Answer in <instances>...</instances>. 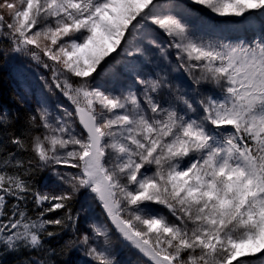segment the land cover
Returning a JSON list of instances; mask_svg holds the SVG:
<instances>
[{
  "label": "snow or ice",
  "instance_id": "1",
  "mask_svg": "<svg viewBox=\"0 0 264 264\" xmlns=\"http://www.w3.org/2000/svg\"><path fill=\"white\" fill-rule=\"evenodd\" d=\"M211 18L239 23L252 39L206 41L203 34L218 27ZM157 28L169 44L158 42ZM0 37L50 71L51 84L40 77L44 90L53 93L55 85L75 106L57 102L62 115H53L41 93L40 123L37 115L27 122L43 131L24 133L30 144L5 133L16 152L30 151L40 169L51 168L53 191L28 179L30 158H0V258L51 254L44 239L75 231L80 213L70 202L84 191L109 223H92L91 236L65 244L86 247L93 264H118L110 250L113 228L136 253L119 264H264V0H0ZM121 46L120 58L107 63ZM153 48L165 61L175 49L192 85L210 83L218 94L195 104L187 95L157 100L155 93L171 87L166 77H141ZM124 78L142 91L108 90ZM197 106L202 115L192 118ZM12 122L0 111V128ZM29 203L41 209L34 218ZM101 237L103 247L90 244ZM19 264L49 262L30 255Z\"/></svg>",
  "mask_w": 264,
  "mask_h": 264
},
{
  "label": "rangeland",
  "instance_id": "2",
  "mask_svg": "<svg viewBox=\"0 0 264 264\" xmlns=\"http://www.w3.org/2000/svg\"><path fill=\"white\" fill-rule=\"evenodd\" d=\"M176 3H183L184 0H175ZM193 9H197L196 5H191ZM201 15H208L204 12L203 9H198ZM218 27L213 32H205L203 34V38L207 40H211L216 43H235L240 39L250 40L252 39L251 31H245L244 26L239 23L226 24L222 22L220 18H211ZM220 22V23H218ZM155 27V26H153ZM220 29L222 30V34L217 37V34L220 33ZM159 32L157 37L158 42L167 45L170 43L169 37H167L162 31L158 28L156 29ZM6 31V29H5ZM200 35V33H197ZM8 41V40H7ZM123 44V41H122ZM6 52L7 58V68H8V76L13 87L15 95L18 99L35 115L36 109L40 107L38 104V99L41 97V93L44 96H47L50 111L53 115L61 114L62 112H58L57 102L59 104L69 108L74 111V105L62 95V93L55 88V85H52L53 93H48L44 90L43 81H41L40 77L43 76L48 79V82L51 84V73L48 69H45L43 66L37 64L35 61L31 59V57L23 52H14L12 51V44L8 41L4 48ZM122 51L121 48L117 49V52L111 54L109 58H106L107 63H113L115 60L119 59V53ZM153 54L151 57V64L146 66L142 73L141 77L143 79H156L159 77H166L165 84L170 85L171 93L168 88H164L160 90L158 93H155V97L157 100L164 98L165 100L173 98L175 95H187L195 104L202 95L212 93L218 94L214 91L213 85L210 83H202L199 86L192 85L191 78L188 73L185 72L184 68L181 66V61L177 58L176 50L170 49L167 51L168 60L160 56L157 49L153 48L150 50ZM45 61H47L46 57H43ZM51 63V61H47ZM198 74V73H197ZM73 84H76L80 81V78L72 77ZM93 86H95V82L93 81ZM195 88V91L193 90ZM113 92L114 95H120L121 93L127 92H135L140 93L142 91V87L138 84H135L132 79L124 78L118 82L114 86H110L108 89ZM163 107H167L166 104H162ZM178 109L183 111V105H178ZM97 111H99V106L97 105ZM149 115H151L149 113ZM202 115V111L197 106L196 113H189V116L192 118H196L197 116ZM38 122L39 117L37 115ZM76 127L80 130V126L77 122ZM43 131L40 128L39 133ZM38 133V134H39ZM190 161L186 160L184 163L187 164ZM45 170V178L42 183L41 189L45 190V185L49 186V191H53L51 188V168L44 169ZM60 171L67 172H76L77 169L71 167H60ZM154 170V169H153ZM58 191V190H57ZM86 192L81 191L77 195L78 199V207L77 211L80 213L81 219V233L87 232L89 236L92 235V232L88 225L92 223H109L106 214L103 213L101 206L94 200H85ZM155 212L162 213L168 217L170 221L174 220V217L169 215L167 209L158 206V205H150ZM83 209V210H82ZM109 227L111 225L109 224ZM110 241H111V253L112 256L118 262L124 261L128 256H132L133 259L136 258V253L130 251V249L123 246L122 241L118 237L115 229L113 228L110 233ZM103 237L100 238L99 241H90L91 243H97V246L103 247ZM86 247L76 245L75 250L72 255V264H93V261L85 255Z\"/></svg>",
  "mask_w": 264,
  "mask_h": 264
},
{
  "label": "trees",
  "instance_id": "3",
  "mask_svg": "<svg viewBox=\"0 0 264 264\" xmlns=\"http://www.w3.org/2000/svg\"><path fill=\"white\" fill-rule=\"evenodd\" d=\"M7 39L0 37V111L7 110L9 116L13 118V122L7 126V128H0V158L6 156L8 153H15L17 157L22 159H31L33 161L31 168L32 171L28 177L33 182L34 187L38 188L42 191L41 186L45 178V170L40 169L37 164V158L30 151L27 152H16V149L10 143H7L10 140L11 135L14 134L16 136H20L22 139H26L30 144V136H25L24 133L31 132V134H38L40 128H32L28 124V118L30 116H34L35 114L30 111L15 95L11 82L8 76V68H7V58L6 52L4 50L5 45L7 43ZM36 123L39 124L38 118ZM9 172L13 171V169L9 168ZM23 171V170H20ZM11 203V201H9ZM70 206L73 210V214H75L78 207V199L75 198L70 202ZM48 207V205H45ZM28 215L31 217H35L41 209L35 208L33 203H29L27 205ZM7 210V209H6ZM63 214V210L56 211L50 213L46 218L47 219H55L58 216ZM48 231H60V229L56 227H49ZM81 233V219L79 215V221L75 231L73 232L71 229L62 231L59 236L52 237L50 239H44L43 243L45 246L50 247L54 251L51 254L46 252H33L29 253L27 251H20L17 253H12L3 256L2 262L3 264H19L22 258L27 256H37L42 257L45 261H48L49 264H72V255L75 250L76 245L66 246L65 242L69 240L78 241Z\"/></svg>",
  "mask_w": 264,
  "mask_h": 264
},
{
  "label": "bare ground",
  "instance_id": "4",
  "mask_svg": "<svg viewBox=\"0 0 264 264\" xmlns=\"http://www.w3.org/2000/svg\"><path fill=\"white\" fill-rule=\"evenodd\" d=\"M218 23H220V22H218ZM220 34H222V30H221V29H220V33L217 34V37H218Z\"/></svg>",
  "mask_w": 264,
  "mask_h": 264
},
{
  "label": "water",
  "instance_id": "5",
  "mask_svg": "<svg viewBox=\"0 0 264 264\" xmlns=\"http://www.w3.org/2000/svg\"><path fill=\"white\" fill-rule=\"evenodd\" d=\"M75 108V107H74Z\"/></svg>",
  "mask_w": 264,
  "mask_h": 264
}]
</instances>
